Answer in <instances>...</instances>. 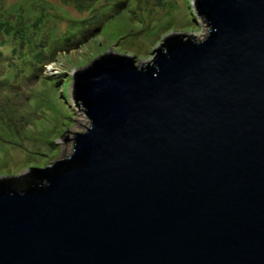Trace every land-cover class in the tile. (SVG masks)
<instances>
[{
    "label": "water",
    "instance_id": "water-1",
    "mask_svg": "<svg viewBox=\"0 0 264 264\" xmlns=\"http://www.w3.org/2000/svg\"><path fill=\"white\" fill-rule=\"evenodd\" d=\"M202 39L72 72L70 153L0 179V264H264V0H192Z\"/></svg>",
    "mask_w": 264,
    "mask_h": 264
},
{
    "label": "rangeland",
    "instance_id": "rangeland-1",
    "mask_svg": "<svg viewBox=\"0 0 264 264\" xmlns=\"http://www.w3.org/2000/svg\"><path fill=\"white\" fill-rule=\"evenodd\" d=\"M98 1L86 27L68 28L79 42L71 47L47 41L31 68L21 54L28 56V48L41 41L39 33H64L69 20L87 12L79 13L60 0H0V20L12 30L23 24L22 39L11 31L0 48V179L65 158L73 136L85 132L87 119L71 97L72 72L105 52L130 57L139 67L150 61L167 35L202 39L207 31L192 0ZM50 15L54 20L46 21Z\"/></svg>",
    "mask_w": 264,
    "mask_h": 264
},
{
    "label": "trees",
    "instance_id": "trees-1",
    "mask_svg": "<svg viewBox=\"0 0 264 264\" xmlns=\"http://www.w3.org/2000/svg\"><path fill=\"white\" fill-rule=\"evenodd\" d=\"M60 1L63 3H66V4H71L75 10L79 11V13L80 12L82 13V11H85V12H87V14L83 15L80 19H77V20H69L68 19L70 22L67 24V30L64 33L55 34L52 31H48V32L43 31V32L39 33V38L41 41H39V43L37 45L30 46V48H28V51H27L28 56L26 54H21L22 60H25L26 63H29L31 65V68L34 67V65L39 61V59L43 55L44 47H42V44L46 43L49 40H53L55 43H57V41H60L62 44L74 47L79 41L75 40V37H76L75 33L76 32L71 30V29L68 30V28L69 27H78V30H81L82 27H84V26L86 27V24H87L86 21H89L91 15L96 11V8L94 6L97 2H99L98 0H60ZM101 7H103V6H99V8H101ZM111 15H109L108 18ZM52 17L53 16L46 17V21L47 20H54V19H52ZM38 21H39V18H37L33 22V25H35V23ZM75 21H78V23H75ZM22 25H23L22 23H19V25L15 24V28L12 30L11 27L5 21L0 20V48L4 47L6 45V43H7L6 38L11 34V31H12V34L14 35V37H18V39H22L21 35H20ZM82 31H84V30H82ZM86 33L88 34V37H87V39H88L89 36H91V35L87 31H86ZM85 39L86 38H82V40H85ZM26 43H27V41L24 42V44H26ZM72 49H74V48H72ZM73 105L76 106L74 103H73ZM6 178H10V177H6Z\"/></svg>",
    "mask_w": 264,
    "mask_h": 264
}]
</instances>
